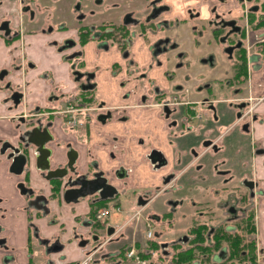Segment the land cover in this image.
Returning a JSON list of instances; mask_svg holds the SVG:
<instances>
[{"label":"flooded vegetation","instance_id":"1","mask_svg":"<svg viewBox=\"0 0 264 264\" xmlns=\"http://www.w3.org/2000/svg\"><path fill=\"white\" fill-rule=\"evenodd\" d=\"M0 98V264H264V0H0Z\"/></svg>","mask_w":264,"mask_h":264},{"label":"crops","instance_id":"2","mask_svg":"<svg viewBox=\"0 0 264 264\" xmlns=\"http://www.w3.org/2000/svg\"><path fill=\"white\" fill-rule=\"evenodd\" d=\"M6 105L2 102V98H0V116H5L7 112H4ZM6 123V120H4ZM8 166V163L5 165L4 169H1L2 172H5L6 167ZM12 183V186L11 184ZM16 195L15 188L13 187V181L9 180L8 177L0 178V197L3 198V204L2 206H7L10 204V196Z\"/></svg>","mask_w":264,"mask_h":264},{"label":"rangeland","instance_id":"3","mask_svg":"<svg viewBox=\"0 0 264 264\" xmlns=\"http://www.w3.org/2000/svg\"><path fill=\"white\" fill-rule=\"evenodd\" d=\"M200 67V66H199ZM221 80V78H218V77H216V82H219ZM215 85V84H214ZM213 85V86H214ZM217 87V86H216ZM215 87V88H216ZM169 153V152H168ZM240 160H243V161H245V158H241ZM242 167H245V164L242 166ZM128 201H129V199L127 198V199H123V202L124 203H127V205H128ZM128 208V207H127ZM261 214H262V212L261 211H259V209H258V212H256V215H259V216H261ZM256 217V216H255ZM110 220L112 221V223H116V221H119V218L118 217H116V216H112L111 218H110ZM122 222V221H121ZM176 230V229H175ZM188 231H190V228L187 226L186 228H180V229H178L176 232L177 233H179V234H186V235H190L189 234V232ZM177 233H176V236H177ZM260 236V235H259ZM171 237H173V236H170L169 234H166V236H165V239H170ZM176 238V237H175ZM187 246V245H186Z\"/></svg>","mask_w":264,"mask_h":264},{"label":"trees","instance_id":"4","mask_svg":"<svg viewBox=\"0 0 264 264\" xmlns=\"http://www.w3.org/2000/svg\"><path fill=\"white\" fill-rule=\"evenodd\" d=\"M254 228H255L254 224L248 226V229H247L248 233H253ZM218 234H219V233H218ZM228 237H229L230 239H233V238L230 237V236H228ZM237 238H238V237H237ZM234 243H235L236 245H239L240 241H238V242H234ZM241 243H242V242H241ZM239 247H240V246H235V247H234L235 250H236V251H234V253H235L234 255H238V254H239V252H238ZM208 248H209V247H208ZM186 252L192 254L193 252H195V250H194V248H191L190 250H187ZM250 253H251L250 255H253L254 251L252 250Z\"/></svg>","mask_w":264,"mask_h":264},{"label":"bare ground","instance_id":"5","mask_svg":"<svg viewBox=\"0 0 264 264\" xmlns=\"http://www.w3.org/2000/svg\"><path fill=\"white\" fill-rule=\"evenodd\" d=\"M69 120V119H68Z\"/></svg>","mask_w":264,"mask_h":264}]
</instances>
